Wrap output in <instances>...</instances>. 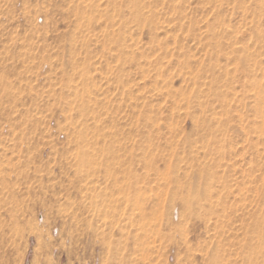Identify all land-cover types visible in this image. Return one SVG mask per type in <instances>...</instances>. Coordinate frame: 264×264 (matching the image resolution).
Returning a JSON list of instances; mask_svg holds the SVG:
<instances>
[{
    "label": "rangeland",
    "instance_id": "374dc122",
    "mask_svg": "<svg viewBox=\"0 0 264 264\" xmlns=\"http://www.w3.org/2000/svg\"><path fill=\"white\" fill-rule=\"evenodd\" d=\"M0 264H264V0H0Z\"/></svg>",
    "mask_w": 264,
    "mask_h": 264
}]
</instances>
